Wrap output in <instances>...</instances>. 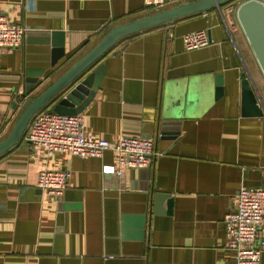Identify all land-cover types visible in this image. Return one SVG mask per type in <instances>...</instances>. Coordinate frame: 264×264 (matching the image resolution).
Returning a JSON list of instances; mask_svg holds the SVG:
<instances>
[{
	"label": "crops",
	"instance_id": "0c3cea01",
	"mask_svg": "<svg viewBox=\"0 0 264 264\" xmlns=\"http://www.w3.org/2000/svg\"><path fill=\"white\" fill-rule=\"evenodd\" d=\"M240 1L126 35L97 60L104 74L79 113L85 134L153 138L149 167L103 173L113 150L48 154L24 136L0 154V264H235L223 218L241 187L264 188V77L234 15ZM153 12L143 0H0V14L28 28L0 52V140L22 110L25 70L50 62L32 36L55 33L63 46L35 97L110 28ZM198 29L211 43L186 50L182 35ZM243 74L260 115L243 103ZM162 122L173 138L160 137ZM56 168L70 173L58 198L37 187ZM158 193L171 199L166 212L154 211Z\"/></svg>",
	"mask_w": 264,
	"mask_h": 264
},
{
	"label": "built area",
	"instance_id": "2783aa9c",
	"mask_svg": "<svg viewBox=\"0 0 264 264\" xmlns=\"http://www.w3.org/2000/svg\"><path fill=\"white\" fill-rule=\"evenodd\" d=\"M185 1L189 0H143V3L146 8L158 11ZM27 30L26 26L9 22L0 14V52L20 46ZM182 43L186 50H192L209 45L211 40L206 29H198L183 34ZM23 136L48 154L62 152L86 158L101 157L106 150H113L117 153V162L104 165L102 172L117 176L122 174L124 167H149L157 154L151 137L121 136L110 142L87 136L83 115L59 114L48 106L32 115ZM69 176L65 169L41 170L37 187L58 198L67 188ZM223 222L225 246L234 250L235 264H260L264 252V188L241 187Z\"/></svg>",
	"mask_w": 264,
	"mask_h": 264
},
{
	"label": "water",
	"instance_id": "95a60500",
	"mask_svg": "<svg viewBox=\"0 0 264 264\" xmlns=\"http://www.w3.org/2000/svg\"><path fill=\"white\" fill-rule=\"evenodd\" d=\"M227 1L229 0H189L116 25L110 28L92 48L35 97H31V93L50 74L44 76L45 71L53 68L57 59L63 55V46L62 43L55 45L53 40L55 33H50L52 37L49 36L50 34L43 33L32 36L28 41L38 45L50 46V62L46 67L25 70L23 89L18 94V97L24 100V104H22V110L9 134L0 140V154L17 144L23 136L30 118L38 109L53 103L52 110L56 113L64 115L80 113L93 99L104 74V67L101 64L96 66L97 60L119 39L150 27L169 24L180 17L204 12L212 8H220ZM234 15L264 77V0H242L235 6ZM241 87L244 105L248 108L254 107L255 113L260 115L262 110L255 107L257 102L255 92L245 74L242 75ZM17 105L18 102L14 101L12 108ZM159 126H161V138L170 139L174 137V134H164V131H167L165 128L168 127V122L159 123ZM164 200L167 201L166 208L162 206ZM170 205L171 199L168 194H155V213L166 212L170 209Z\"/></svg>",
	"mask_w": 264,
	"mask_h": 264
},
{
	"label": "trees",
	"instance_id": "16d2710c",
	"mask_svg": "<svg viewBox=\"0 0 264 264\" xmlns=\"http://www.w3.org/2000/svg\"><path fill=\"white\" fill-rule=\"evenodd\" d=\"M232 1H233V0H229V1L225 2V3H223L221 6H223V5L227 4V3H230V2H232Z\"/></svg>",
	"mask_w": 264,
	"mask_h": 264
}]
</instances>
